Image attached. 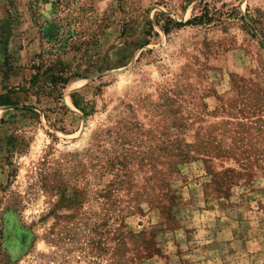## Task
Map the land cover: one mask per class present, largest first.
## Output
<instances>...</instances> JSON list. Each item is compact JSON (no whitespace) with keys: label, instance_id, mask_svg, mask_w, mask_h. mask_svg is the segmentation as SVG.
<instances>
[{"label":"rangeland","instance_id":"374dc122","mask_svg":"<svg viewBox=\"0 0 264 264\" xmlns=\"http://www.w3.org/2000/svg\"><path fill=\"white\" fill-rule=\"evenodd\" d=\"M64 1L62 25L87 43L62 56L72 76L60 104L15 95L34 112L0 107V264H264V163L243 172L232 159L264 153V0ZM29 3L0 0L9 87L31 73L38 27L55 28L50 4L31 14ZM204 13L200 26L171 23ZM145 19L155 35L145 36ZM54 118L62 131L49 125ZM185 119L188 131L171 127ZM198 127L200 135L212 130L221 151L191 154L169 174V157ZM108 129L97 146L90 141ZM11 133L26 138L20 154L7 152ZM114 156L126 178L105 172ZM110 185L129 190L107 197ZM167 187L174 203L144 202L145 191ZM122 232L132 238L121 241Z\"/></svg>","mask_w":264,"mask_h":264},{"label":"trees","instance_id":"16d2710c","mask_svg":"<svg viewBox=\"0 0 264 264\" xmlns=\"http://www.w3.org/2000/svg\"><path fill=\"white\" fill-rule=\"evenodd\" d=\"M29 8L31 11V14L34 12L31 9L38 8L39 4H50L52 8V15L54 16V19H52V22H54L55 28L54 32L50 31L51 33L44 34L41 31V26H39L40 31V42H39V51L38 53L34 54L31 61H30V75L28 79H24L22 83L15 87H9L6 82H4V79H6L7 74L10 72L11 68L10 65L7 63V57L2 62L1 66V82H0V107H20V109H14V111H20V112H27V113H33L34 111L26 109V106L24 104H20L18 100L14 97L15 95H21L26 99V97L33 98V101L35 104L42 102H52L53 104H60V99L62 95V90L64 89L65 85L67 84L68 80L71 78L72 75L69 74L67 71V68L62 60V56L67 53V51L72 52H78L80 49L85 46L87 43L86 41L81 42L79 40L78 32L75 30H71L67 27V25H62V22L66 20V18H61L59 16V12L61 9L65 7V1L64 0H28ZM61 13V12H60ZM208 18L207 15L204 13L203 15L194 16L193 18L185 21L183 24L171 22L173 27L178 29L183 26H200L205 23H207ZM146 26L145 30V36L150 37L151 35H155V33L152 31V28L148 22V20L145 19L144 22ZM67 27V28H66ZM163 34L167 33V28H160ZM82 34V33H81ZM147 40H143L141 45L147 44ZM124 58V57H123ZM112 65V64H111ZM110 67V66H107ZM104 67H99L98 69H103ZM112 68H107V70ZM236 81H240V84H237ZM241 82H244L242 79L237 78L235 75L231 76L230 83L234 88H239L240 90L244 89V85L241 84ZM70 100L75 109L80 111L84 117L88 115L87 108L80 106L79 104V97L76 94L70 95ZM25 101V100H24ZM31 107V106H29ZM58 111H63L65 108L61 106L55 107ZM51 110L50 108H46V111L49 112ZM170 112H175L174 109H169ZM43 118L47 119V116L44 114L42 115ZM187 119V118H186ZM186 119L181 123V125L172 123L171 127H182L185 129V131L189 130L190 123L186 122ZM4 121L0 120V124H2ZM57 122H60L56 118H54L51 121V124H49L51 127H53L57 131H62L61 128L57 127ZM207 128H214L212 125H208ZM202 128L198 127V132L196 129L193 130V135L190 136L191 142L190 143H184L182 145L183 152L179 155H172L169 157L168 161V171L169 174H177L179 172V167L184 166V164H187L190 159H192L191 154H211L213 150L221 151L218 146L211 144V139L209 138L211 136L210 132L212 130L206 131V134L203 132L201 135L199 134ZM248 129L251 131L252 129L256 132L260 130V125H257L255 128L248 127ZM107 135V137L110 135L109 129L99 130L94 132L91 137L90 141L92 143H95L97 146L98 143H101V140L103 136ZM250 144V148H254L253 141H248ZM26 143V138L22 134L17 133H11L7 138L5 145L7 147V152L9 154H20L23 151V148ZM247 143V140H246ZM172 144H176V141L173 140ZM264 150V149H263ZM253 154L252 156L241 154L232 157V159L235 161V163L240 166L239 169L243 170V172H250L249 166L254 167L255 165H260V163L263 165L264 163V153H257ZM129 163L133 162L135 159L134 155L130 154L127 157ZM203 163L205 161L201 160ZM120 162H118L117 157L114 156L111 158L106 166H105V172L116 178H126L125 176L128 175L130 172H123L120 173V170L118 172H115V167L118 166ZM209 170L206 169V172ZM232 171V170H231ZM128 173V174H127ZM119 185V184H118ZM108 186L107 190L105 191V194L107 197L111 196L113 192H118V190H129L128 188H123V186ZM166 189V188H165ZM145 197V203L148 205H151L152 208L156 207L154 202L158 199L164 200L168 199L171 203H174L176 198L173 196V192L170 191V189L159 191L157 193H153L152 189L148 192H144ZM134 196L137 193H133ZM157 202V201H156ZM134 211H140L138 207V203L133 204L131 206ZM121 211L128 212V209L126 206L123 207ZM126 235L129 236V238H132V234L130 233H121V241L122 239L126 238ZM123 246V244H122Z\"/></svg>","mask_w":264,"mask_h":264},{"label":"water","instance_id":"95a60500","mask_svg":"<svg viewBox=\"0 0 264 264\" xmlns=\"http://www.w3.org/2000/svg\"><path fill=\"white\" fill-rule=\"evenodd\" d=\"M20 109V107H3V109L7 110V109H11V110H14V109Z\"/></svg>","mask_w":264,"mask_h":264}]
</instances>
